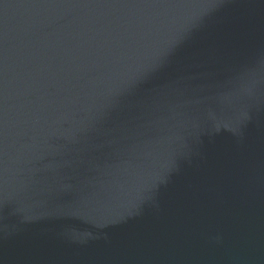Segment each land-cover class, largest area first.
I'll return each mask as SVG.
<instances>
[{
  "label": "water",
  "instance_id": "1",
  "mask_svg": "<svg viewBox=\"0 0 264 264\" xmlns=\"http://www.w3.org/2000/svg\"><path fill=\"white\" fill-rule=\"evenodd\" d=\"M0 264H264V0H0Z\"/></svg>",
  "mask_w": 264,
  "mask_h": 264
}]
</instances>
